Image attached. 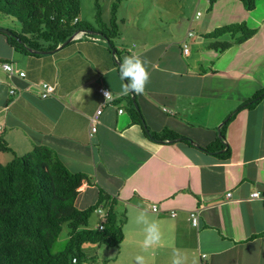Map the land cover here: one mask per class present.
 I'll return each instance as SVG.
<instances>
[{
	"label": "crops",
	"instance_id": "obj_1",
	"mask_svg": "<svg viewBox=\"0 0 264 264\" xmlns=\"http://www.w3.org/2000/svg\"><path fill=\"white\" fill-rule=\"evenodd\" d=\"M162 1L123 0L116 13L124 29L112 38L113 49L100 32L79 31L52 51L21 53L0 32V139L17 154L48 146L70 171L87 174L89 182L78 188V208L93 204L100 190L109 197L105 206L115 212L123 239L118 247L97 246L92 264H134L137 255L147 264H171L176 250L186 264H264V97L236 111L264 87L254 75L264 67V49L254 54L249 47L257 34L224 51L209 47L205 33L247 20L240 0H216L205 17L193 15L199 0H190V13L183 6L181 21L180 4ZM197 16L200 34L185 53L182 42ZM132 54L146 61L150 73L145 92L130 93L147 131L167 127L190 143L149 137L131 120L119 95L126 83L119 67ZM3 62L12 64V75ZM43 82L54 86L46 98ZM100 87L114 95L112 102L105 103ZM99 106L90 135V116ZM232 113L222 140L229 156L199 149L219 136ZM136 209L161 224V245L146 252L142 226L130 221ZM95 214L89 227L102 220Z\"/></svg>",
	"mask_w": 264,
	"mask_h": 264
},
{
	"label": "trees",
	"instance_id": "obj_2",
	"mask_svg": "<svg viewBox=\"0 0 264 264\" xmlns=\"http://www.w3.org/2000/svg\"><path fill=\"white\" fill-rule=\"evenodd\" d=\"M80 1L0 0V13L15 18L21 25L20 31L11 30L13 35H6L8 42L17 52L40 54L56 49L76 32L98 31L114 47L112 38L117 36L115 12L123 0L112 2L113 29L99 23V19H95V25L81 20ZM208 1L211 9L216 0ZM240 1L247 11L255 8V0ZM96 5L97 18L100 9L99 4ZM97 25L101 26L98 30ZM104 28L109 33H105ZM256 32L255 27L248 25L246 21H240L217 27L205 33V37L211 39V49L224 51L245 42ZM191 34L192 31L188 32L189 36ZM224 34H229L233 39L220 40ZM184 45L185 42L183 51ZM186 47L185 53L189 50L187 45ZM263 97L264 87L239 105L236 111L255 106ZM123 99L131 120L143 125L141 112L134 105L135 98L129 94ZM233 114L222 123L220 134L213 142L198 148L227 158L230 151L222 140L225 127ZM147 135L161 140L178 139L190 143L187 138L167 127L159 133L147 131ZM0 150L12 154L11 160L0 162V264H82L95 260L97 246H119L123 231L111 207L101 217L102 229H99V225L89 227L95 209L109 199L106 193L100 190L97 200L85 208L75 205L78 188L84 182H89L87 174L70 171L58 154L48 146L36 145L26 153L17 154L4 139H0ZM63 224L69 228L65 248L52 253L51 248L61 233Z\"/></svg>",
	"mask_w": 264,
	"mask_h": 264
},
{
	"label": "rangeland",
	"instance_id": "obj_3",
	"mask_svg": "<svg viewBox=\"0 0 264 264\" xmlns=\"http://www.w3.org/2000/svg\"><path fill=\"white\" fill-rule=\"evenodd\" d=\"M150 1L152 2V0ZM171 1L173 0H170V2ZM175 1L178 2V4H180V7H179L180 16L179 17L181 21L182 20L181 17H184V8H185V12L187 16H188V13H190V10H191L190 2L191 1L190 0H175ZM112 2H114V0H81L80 1V19L84 21H89L93 25L97 24L95 22V19L97 20L99 19L100 21L99 23L102 22L104 26H107L109 29H113L114 26L111 22V20L113 19V15L111 12ZM158 2H164V1L158 0ZM96 3L99 4V9H100V14L97 15V18L95 16V14L97 13V9H98ZM141 3H145L146 8H147L148 2L142 1ZM208 5H209L208 0H199L198 2L196 1L193 15H195L196 12L198 11L199 15L202 14V17H205L209 13L207 10ZM248 13L249 15L247 16V20H246L248 22V25L255 27L257 29V33H256L257 35L255 39L252 41V45L249 47L250 49H253L254 54H258V53L263 54L261 52V48L264 49V0H255V8L250 10ZM202 17L197 16V19H194L193 21L194 24L192 23V25L194 26V31L192 30V34L190 36L192 35L193 36L192 37H187L188 35L185 36V40L183 42H185L189 48L191 46L190 45L191 40L196 38L200 34V32L195 28V23L198 22L199 18H202ZM115 20H116V25H117L116 26L117 36H120V33L118 31H122L124 29V26H122L121 23H119L120 20L116 12H115ZM0 27L14 30L17 32L21 30V25L15 18L11 16L3 15L1 13H0ZM99 28H101V26L97 25L96 30H98ZM176 29H178V27ZM103 30L105 33H109V31L106 28H104ZM131 30H132V27L127 28L128 32H131ZM219 39L230 41L233 39V37H231L229 34H225ZM254 75L256 77V80H258V82H260V80H264V67L259 71L258 76H257V72H255ZM0 154H1L0 162L2 163H5L11 160L12 158V154L10 152H3ZM95 216H96L95 213L91 215L92 218ZM91 223H93V221ZM68 232H69L68 226L66 224H63L61 233L59 234L56 242L53 244L51 248L52 253H58L65 248L66 241L68 239ZM95 260L98 261V258H95ZM91 262L85 261L82 264H90Z\"/></svg>",
	"mask_w": 264,
	"mask_h": 264
},
{
	"label": "clouds",
	"instance_id": "obj_4",
	"mask_svg": "<svg viewBox=\"0 0 264 264\" xmlns=\"http://www.w3.org/2000/svg\"><path fill=\"white\" fill-rule=\"evenodd\" d=\"M119 75L122 81H126L121 86V92L119 93L121 96L130 93L141 95L150 82V73L146 68V61H143L139 54H132L123 59L120 63ZM104 96L106 101L114 99L110 91H105ZM130 221L137 226H142L144 238L141 248L145 252L161 245L163 238L161 224L158 220L152 218L148 211L136 209L134 214L130 216ZM134 264H147V261L143 255H137L134 258ZM171 264H186V257L176 250L173 252Z\"/></svg>",
	"mask_w": 264,
	"mask_h": 264
},
{
	"label": "built area",
	"instance_id": "obj_5",
	"mask_svg": "<svg viewBox=\"0 0 264 264\" xmlns=\"http://www.w3.org/2000/svg\"><path fill=\"white\" fill-rule=\"evenodd\" d=\"M75 20H76V19H75ZM80 33H84V34H85V31H80ZM184 51H185V52L187 51V47H186V45H184ZM1 67H2V69H3L6 73H8L9 75H12V74H13V66H12L11 63L3 62V63L1 64ZM19 75H20V76H24V72H23V71L19 72ZM40 88H41V97H44V98L48 97L49 95H51V94L54 92V86L51 85V84H48V83H46V82L41 83V84H40ZM98 91L104 96V92H105V91H109V89H108V88H105V87H100V88L98 89ZM9 93H10V94H15L16 91H15V89H14L13 87H11L10 90H9ZM111 94H112V93H111ZM113 97H114V95H113ZM104 98H105V96H104ZM114 98H115V97H114ZM113 100H114V99H112V100H110V101H106V100H105V103H107V102H112ZM121 111H122V110L119 109V112H121ZM101 113H102V106H99V107L96 109V111L94 112V114L90 116V122H91L90 131H89V132H90V135H92V134L95 132V130H96V123L98 122ZM257 194H258V192H254V193H253V196H256ZM230 195H231V192H227V193H226V196H227V197H229ZM153 210H156V207H153ZM107 211H108V208L105 206V204H101V205H99V206L95 209V212H96L100 217H104V216L107 214ZM172 214H174V213L172 212ZM190 216H191V222H192V224H193L194 226H197V224H198L197 214H196L195 212H191V213H190ZM99 229H102V224H101V223L99 224ZM73 261H75V260H73Z\"/></svg>",
	"mask_w": 264,
	"mask_h": 264
},
{
	"label": "water",
	"instance_id": "obj_6",
	"mask_svg": "<svg viewBox=\"0 0 264 264\" xmlns=\"http://www.w3.org/2000/svg\"><path fill=\"white\" fill-rule=\"evenodd\" d=\"M0 32L3 33V34H6V35H13V33H12V31H11L10 29L3 28V27H0ZM71 39H72V37L68 38V39L65 40V42H64L62 45H60V46L65 45V44H66L69 40H71ZM134 105L136 106V108H138L136 102H134ZM142 123H143V126H144L145 130L147 131V128H146V125H145L144 120H142ZM219 129H220V128H218V130H217V133H218V134H219Z\"/></svg>",
	"mask_w": 264,
	"mask_h": 264
}]
</instances>
